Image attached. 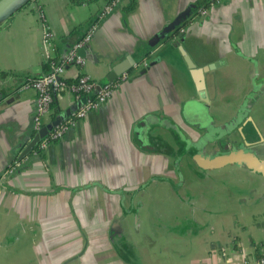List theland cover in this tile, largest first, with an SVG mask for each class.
I'll return each mask as SVG.
<instances>
[{"label":"crops","instance_id":"crops-1","mask_svg":"<svg viewBox=\"0 0 264 264\" xmlns=\"http://www.w3.org/2000/svg\"><path fill=\"white\" fill-rule=\"evenodd\" d=\"M136 1L131 12L124 8L129 0H123L98 19L108 0H30L0 26V90L6 93L0 101V177L20 160L23 149L18 147L24 137L31 139L36 132L37 92L22 86L26 78L39 77L50 68L45 67L42 14L51 27L58 60L74 48L92 22L98 23L87 44L94 59H87L82 67L68 65L66 79L85 73L99 85L119 82L97 110L41 154L23 158L20 172L5 177L0 191V264H255L264 254V184L236 177L196 179L192 173L186 175L181 194L156 180L147 185L166 172L172 176L173 170L165 150L151 152L138 146L135 125L149 116L187 130L185 115L191 111L187 102L198 95L176 47L166 44L161 53L140 57L135 53L196 0ZM207 1H213L211 13L190 19L179 34L198 65L226 60L207 74L210 111L217 116L214 123L221 125L251 90L254 70L258 68L259 79L264 74V0H226L222 6L214 3L223 0ZM230 12H240L244 18L228 21ZM126 55L134 56L136 63L131 66ZM158 56L161 60L153 64ZM121 58L130 71L108 81ZM55 98L56 115L65 117L81 101L67 90L57 92ZM54 111L52 107L44 117L42 127L48 132ZM252 116L264 129V92ZM156 129L166 133L163 127ZM156 129L152 138L157 137ZM230 185L234 193H227L229 202L219 190ZM132 196L144 201L137 232L144 228V238H127L118 252L109 239L98 236L108 232L113 217L126 206L122 200L128 206ZM160 197L169 208L155 212L150 201ZM226 204L234 208L224 209ZM87 228L95 234L89 236ZM245 233L247 238L242 237Z\"/></svg>","mask_w":264,"mask_h":264},{"label":"water","instance_id":"water-1","mask_svg":"<svg viewBox=\"0 0 264 264\" xmlns=\"http://www.w3.org/2000/svg\"><path fill=\"white\" fill-rule=\"evenodd\" d=\"M18 0H0V26L6 22V20L19 8L23 7V5L28 0H22L19 2V4L14 5ZM207 0H196L181 11L172 21L167 23L162 30H160L158 33L154 34L149 42L147 44H144L141 46L138 51L135 53V56L140 57L144 55H151V54H159L161 53V50L168 45H172L173 47H176L186 65V67L189 70L190 76L193 80L194 86L196 88V92L198 95V99H191L189 102H187V105L194 110H199L201 113L209 114L208 112V106L210 105V97L208 93L207 88V74L215 70L216 68L222 66L226 60H217L215 62H211L209 64L205 65H198L196 61L192 58L191 54L188 52L186 47L184 46L183 39L184 35L179 34V38L170 39V35L172 31L180 26H182L186 21L192 19L195 14L199 12V10L205 6V3ZM81 55L86 57L87 59L93 60L94 56L93 53L88 49L87 45L79 51ZM125 57H128L131 59V66L136 63V59L134 56L126 55ZM161 57L158 56L152 60V63L155 64L157 61H160ZM124 61V58H121V63L117 64L111 74L108 76V81L114 80L116 78L117 74H122L123 72L128 73L130 71V67L128 66V63H122ZM255 78L259 77V70L256 68L255 71ZM256 81V80H255ZM262 84L258 83V85ZM256 82L254 84L255 86ZM101 86L99 85L98 88ZM254 90L250 92L243 100L242 108L245 109L250 96L252 97L254 95ZM6 93L5 89L0 90V101L5 99ZM13 99V98H12ZM86 101V97H83L81 101L78 103V107ZM77 107V108H78ZM75 109V108H73ZM73 109H69L67 111V115L70 116ZM67 116V117H68ZM67 117L59 115L56 116L55 120L52 123V129L57 126L62 120L66 119ZM245 118V117H244ZM236 121V122H235ZM234 126L231 128H227L226 126L229 124H233ZM213 125V123L211 122ZM150 125V117L146 116L142 118L134 127V139L137 142L138 146L146 151L156 152L158 151L155 146L156 139H164L166 133L171 137V132L169 130V125L164 124L163 122L159 121L157 124H155V128H162L164 131L166 130V133L163 135L160 133V138H152V129L149 127ZM224 127L222 129V135L218 139V141H215L216 145L213 146V150L210 151V157L207 159V161L199 162V164L205 168V169H220L222 167H225L227 165H237L239 167L248 168L254 173L261 174L264 176V136L262 135L260 127L255 122L254 118L251 115H248L245 119H242L240 121L236 120V117L231 119L230 121H226L221 125L220 127H217L218 130L221 127ZM180 132H182V128L178 127ZM51 129V130H52ZM248 129L249 135L246 136L244 133V130ZM50 130V131H51ZM157 130V129H156ZM225 130V131H223ZM49 131V132H50ZM159 131V130H157ZM47 127H42L40 130L35 132L33 137L30 139L29 136H25L23 139V144L19 145L18 149H23L21 154L19 155V159H23L26 156L30 155L36 145L42 140L44 136H46L48 133ZM254 133H257L260 135V140H254L251 139V137H254ZM150 137H148L147 136ZM151 135V136H150ZM152 141V142H151ZM192 141V140H191ZM154 144V145H153ZM201 158H203L201 156ZM197 160H199V157H196ZM202 160V159H201ZM29 166V164H27ZM21 168L15 171L12 175L16 174L17 172H20ZM146 185V184H144ZM134 196H132L133 198ZM122 205H125V198L122 200ZM111 237H113V234H110Z\"/></svg>","mask_w":264,"mask_h":264},{"label":"flooded vegetation","instance_id":"flooded-vegetation-1","mask_svg":"<svg viewBox=\"0 0 264 264\" xmlns=\"http://www.w3.org/2000/svg\"><path fill=\"white\" fill-rule=\"evenodd\" d=\"M255 71L256 70H254V74ZM255 82H256L255 86L258 87H254ZM261 82L262 84L258 85V83ZM253 90L255 91L254 95L248 98L249 101L246 108L245 109L242 108V104H243L242 101L235 110L234 115H232V117L228 121H230L234 117H236L237 121H240L242 119H245L248 115L252 116L254 104L257 102L258 98L264 92V74L261 77V79L255 77L253 78L252 88L249 91V93L252 92ZM189 109L191 111L185 115V120L188 122V126H189L187 130L182 129V132H180L175 124H171L168 127L171 132V137L166 133L165 140L159 139L155 141V146L157 150L158 149L165 150L167 156H169L171 160L170 166L171 169L173 170L172 176L168 174V172H166L165 176H159L157 178L155 177L151 179L149 182H146L147 185L154 183L153 180L154 181L156 180L159 183L161 182V183L169 184L172 187V189L176 191V193L181 194L180 192L184 190V184L186 181L187 174L190 175L194 173L192 177L196 179L202 177H209V178L212 177L213 180H216L215 171H220V169H205L199 164V162L207 161V159L211 156L210 151L213 150L214 148L213 146L216 145L215 141H218V139L222 135V129H224L225 126L221 127L219 130L217 127L223 125L224 122L221 125H217L214 123V121H217L216 118L217 116L211 114L210 105L208 106V112H209L208 116L207 114L201 113L199 111L200 109L199 110H194L191 108ZM158 122L159 121H157L156 119L150 118V125H149L150 129L153 128L154 131L155 124H157ZM211 122L213 123V125L211 124ZM233 126L234 123L229 124L226 127L232 128ZM155 132L157 134L156 135L157 138H160L159 136L160 131L159 132L155 131ZM261 132L262 135L264 136L263 128L261 129ZM244 133L246 136L252 135V134L249 135L248 129H245ZM251 139L260 140L261 137L259 134L254 133V137H251ZM263 145H264V141H263ZM197 156L199 157V160L196 159ZM201 156L203 158H201ZM147 185L146 186L144 185L142 187L146 188L148 187ZM210 194H212V190H210ZM185 195L188 196L189 191H187ZM211 198L213 199L212 196ZM211 198H210V203L215 204V202L213 201L214 199L212 200ZM143 203H144L143 199L139 201L135 197L133 198L131 197L129 199V204L127 206V200L125 199L126 206L122 208L121 213L119 215H115L113 217V220L111 221L110 224V229L108 230L107 234L109 236L110 243L112 244L114 249H116V251L120 252L119 245L123 244L127 238L131 239V236L129 235L130 229L137 230V232L139 231L140 229L139 227L141 226V216L139 210H140V206H142ZM110 234H113V237H111Z\"/></svg>","mask_w":264,"mask_h":264},{"label":"built area","instance_id":"built-area-1","mask_svg":"<svg viewBox=\"0 0 264 264\" xmlns=\"http://www.w3.org/2000/svg\"><path fill=\"white\" fill-rule=\"evenodd\" d=\"M123 0H109L102 12L98 16V19H102L109 13H111L115 7L120 5ZM201 15H205L207 10L201 8L199 12ZM43 24V38L42 45L44 48L45 55L47 57V63L49 70L45 74L36 77L34 79L28 78L24 85V89L32 88L37 92L36 109L34 117V130L37 132L41 129L44 124V117L52 111V102L54 95L57 92L67 90L73 93L76 99L81 100L86 97V101L82 103L74 112L71 113L66 119L62 120L57 126H55L39 143V150L44 151L48 148L49 144L53 141L61 139L70 129L77 126L78 122L85 118L91 111L97 110L109 97L114 93L115 88L119 85V82H112L105 85L97 84L87 74L80 73L77 77V81L68 84L65 81L64 73L68 65H79L84 66L87 63V58L79 53L88 42L92 40L97 28V21L92 22L87 30L84 32L82 37L75 44L74 48L65 54L63 59L58 60L53 55L55 47L53 34L51 27L42 14ZM147 64V62H144ZM127 78V74L123 76V79ZM97 94L96 98H92V94ZM34 154H39L37 151ZM24 159L15 160L14 163L6 170L5 174L0 177V189H2V182L5 177L9 174L14 173L18 168L22 166ZM255 264H264V254L260 255Z\"/></svg>","mask_w":264,"mask_h":264},{"label":"rangeland","instance_id":"rangeland-1","mask_svg":"<svg viewBox=\"0 0 264 264\" xmlns=\"http://www.w3.org/2000/svg\"><path fill=\"white\" fill-rule=\"evenodd\" d=\"M221 1V0H220ZM226 0H223V2L220 4V2H215L214 5L216 6H222L223 3H225ZM212 5V4H211ZM212 6H208L206 8L207 12L211 13V11H209L208 9H210ZM248 9H247V13H248ZM202 18V15L200 13H197L194 15L193 19L194 20H199L198 18ZM239 17L240 18H244V17H241L240 16V12H236V13H232L230 12L229 13V16L226 18V20L228 21H232V19L234 18L233 21H235V18L236 20L238 19L239 20ZM250 21V18L248 16H246V23H248ZM263 25H264V19H263ZM255 31V30H253ZM238 64H236V67H237ZM236 73L239 74L236 70ZM231 85L235 86L236 84H238L237 82H230ZM238 86V85H237ZM223 106V104H222ZM160 134V133H159ZM236 168H239L236 170ZM215 175L221 179H227V180H231L233 177H236L237 179H245L248 183H251L253 185H256V184H264V178L262 177V175H259V174H253L249 171H246L245 169H240V167H237V166H230V167H227L225 171H215ZM257 180H262V182H259V183H256ZM249 186V184H246ZM228 187V185H226ZM221 187L223 189L219 190L221 195L222 196H225L227 198V200L229 201L228 197L226 196L227 193L229 192H232L234 193V187H232L231 185L229 186V189H227V187ZM1 191V189H0ZM230 202V201H229ZM150 206L151 208H156L155 212L157 211H161V210H164L166 208H169L168 204H165L163 202V199L160 197L159 199H154L153 201H150ZM223 207V206H222ZM221 207V208H222ZM230 207L229 204H226L224 206V209H229L230 210ZM220 208V207H219ZM234 208V204L232 205L231 209ZM218 210V209H216ZM259 215V214H258ZM141 229V227H139ZM86 232H88V235L91 236L93 234H95L93 232V230L91 228H87ZM100 233V232H99ZM129 234L130 236L132 237V239H143L144 238V228L142 229V233L141 234H137V230H133V229H130L129 230ZM15 235H17V233L15 232ZM99 238H102V239H109V236L107 235V232L106 231H101V235L98 236ZM242 237H245L247 238V233L245 234H242ZM229 237H227L226 240H228ZM64 251V250H63ZM87 254H90L87 252Z\"/></svg>","mask_w":264,"mask_h":264},{"label":"trees","instance_id":"trees-1","mask_svg":"<svg viewBox=\"0 0 264 264\" xmlns=\"http://www.w3.org/2000/svg\"><path fill=\"white\" fill-rule=\"evenodd\" d=\"M30 0H28L23 6H26L27 5V3L29 2ZM109 1V0H108ZM215 1V0H214ZM213 2V1H212ZM212 2H209V1H207L206 3H205V6H204V8H207ZM136 5H137V1L136 0H129V4H127L124 8H125V10L126 11H128V12H131L132 10H134L135 8H136ZM7 21V20H6ZM192 21V20H191ZM190 23V20H188V21H186L182 26H180V27H178V28H176V29H174L173 31H172V33H171V35L169 36L170 37V39H174L179 33H180V31L185 27V26H187L188 24ZM79 29V27H77V28H75L74 30H78ZM48 63H46L45 64V67H47L48 68ZM28 78H26V80H27ZM31 79H34V77L33 78H31ZM25 80V81H26ZM65 81L68 83V84H70V83H74V82H76L77 81V78H68V79H65ZM56 94L54 95V99H53V102H52V107H54L55 108V111H54V114H53V119H55L56 118V112H57V108H56ZM97 97V94H96V92L95 93H93L92 94V98H96ZM32 132H34V131H32ZM34 134V133H33ZM40 143V142H39ZM39 143L36 145V147L34 148V150H33V152L34 151H37L39 154H41L43 151H41V150H39ZM33 152H32V154H33ZM257 250H259V249H257ZM261 255H263V254H261Z\"/></svg>","mask_w":264,"mask_h":264},{"label":"bare ground","instance_id":"bare-ground-1","mask_svg":"<svg viewBox=\"0 0 264 264\" xmlns=\"http://www.w3.org/2000/svg\"><path fill=\"white\" fill-rule=\"evenodd\" d=\"M22 0H18L14 5H17V4H19V2H21Z\"/></svg>","mask_w":264,"mask_h":264}]
</instances>
